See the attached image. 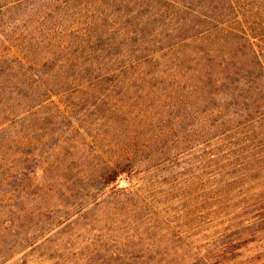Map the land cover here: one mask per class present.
Segmentation results:
<instances>
[{
  "label": "rangeland",
  "instance_id": "374dc122",
  "mask_svg": "<svg viewBox=\"0 0 264 264\" xmlns=\"http://www.w3.org/2000/svg\"><path fill=\"white\" fill-rule=\"evenodd\" d=\"M256 57L264 0H0V264H264L201 176Z\"/></svg>",
  "mask_w": 264,
  "mask_h": 264
},
{
  "label": "trees",
  "instance_id": "16d2710c",
  "mask_svg": "<svg viewBox=\"0 0 264 264\" xmlns=\"http://www.w3.org/2000/svg\"><path fill=\"white\" fill-rule=\"evenodd\" d=\"M256 58L249 68L245 69L247 75L244 83L245 89L254 87L255 80L253 81L251 78L263 80L264 61L259 57ZM254 64L259 67L257 74H255L254 67L256 68V66ZM262 102H264V95L255 91L252 96V103L262 105L264 104ZM243 110L249 112L247 119L237 124L233 129L227 128L224 130L219 138L224 143L222 148L208 152L210 162L214 165L219 164L220 170L216 169V171L204 173L202 169L200 174L202 172L203 179L204 177L211 178L208 186H215L220 189L219 184L223 183L225 188L220 189V191H228L233 184L237 185L239 189L246 184L245 190L240 189L237 194L245 197L249 194L250 200L245 198L242 205L237 207L239 209L237 211L233 210V213H237L235 217L242 218L243 221L247 220L249 223H259L264 226V199L253 197L255 194L260 196V192L264 191V185L262 184L264 179V110L254 109L250 103ZM250 110L256 111L254 114H250ZM158 150L162 149L158 148ZM161 167V164H157L155 168L159 169ZM131 168L132 166L120 167V174L130 172ZM232 168H235V170L231 171ZM223 177H226V179ZM233 179L235 181H232ZM220 197H222L221 202L236 198L234 194L229 195V192L225 195L221 194ZM206 261L208 264H212L209 262L210 260L206 259Z\"/></svg>",
  "mask_w": 264,
  "mask_h": 264
}]
</instances>
